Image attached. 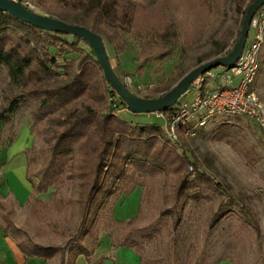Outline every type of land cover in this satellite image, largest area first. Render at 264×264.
<instances>
[{
	"label": "trees",
	"instance_id": "obj_1",
	"mask_svg": "<svg viewBox=\"0 0 264 264\" xmlns=\"http://www.w3.org/2000/svg\"><path fill=\"white\" fill-rule=\"evenodd\" d=\"M197 1L208 11L218 9V0ZM253 1L232 0L241 22ZM36 7L50 17L85 27L100 36L109 61V50L120 47L118 31L130 32L136 28V12L128 0H75L74 3L37 0ZM136 31L139 33L134 37L139 51L138 73L152 61L162 63L172 57L175 34L172 26L156 20ZM239 34L240 31L237 37ZM121 50V54L125 52L124 48ZM229 52L215 56L224 57ZM0 68L5 70L9 84L19 91L10 95L6 105L0 108V124L5 134L0 145L5 148L15 138L13 119L21 109H28L33 120L31 133L45 144V161L35 180L30 171L35 157H29L32 149L27 152L26 178L32 189L28 200L30 215L37 222L48 223L46 219L57 204L56 194L66 180L72 183L76 193L77 221L68 240L60 245L35 243L26 231L13 224L11 213H2L4 206L0 202V231L15 242L23 261L48 262L58 257V264H75L78 257H83L86 264H102V258H94L98 233L102 230L109 232L113 248H129L140 260L144 245L157 240L165 229L171 232L166 264H180L176 241L185 222L186 209L216 195L227 196L221 184L202 171L187 151L177 152L178 144L171 143L158 124H136L114 115L113 105L119 109L125 105L106 83L92 49L81 38L42 31L0 11ZM114 72L122 80V75ZM230 127L222 123L213 131L212 139L230 143L234 137ZM184 131L181 129L180 135ZM158 175H163L169 185L159 215L144 227H138L143 221L142 200L135 220L115 221L112 205L136 188L144 189L148 199L151 189L147 180ZM50 189L53 192L49 202L38 198ZM228 208L222 202L212 214L209 232L226 217ZM243 223L260 235L259 227L248 213Z\"/></svg>",
	"mask_w": 264,
	"mask_h": 264
},
{
	"label": "rangeland",
	"instance_id": "obj_2",
	"mask_svg": "<svg viewBox=\"0 0 264 264\" xmlns=\"http://www.w3.org/2000/svg\"><path fill=\"white\" fill-rule=\"evenodd\" d=\"M20 4L33 7L32 12L50 17L42 8L36 7L37 0H14ZM75 0H71L74 3ZM134 5V20L136 28L130 32L118 31L121 36L120 47L109 50L110 64L116 72L131 80L127 88L138 97L151 96L159 98L170 91L185 75L219 56L231 51L237 41V33L241 30L240 16L235 11L232 0H218V9L208 11L197 0H128ZM47 2L46 5H49ZM53 18V17H51ZM55 19V18H54ZM162 22L174 29V53L164 62L152 61L138 73L139 51L137 38L138 28L147 24ZM110 28V27H109ZM127 29V28H125ZM249 32L246 44L251 40ZM124 48L125 52L121 54ZM200 61H203L199 64ZM218 69V68H217ZM215 69V70H217ZM129 73L128 76H125ZM121 80V81H122ZM238 80H234V85ZM169 90H165L167 85ZM253 88L264 103V46L259 57V71ZM18 89L9 84V79L3 68H0V108L6 105L10 95L17 94ZM193 92L188 91L181 101H189ZM110 103L111 99L108 100ZM112 103V102H111ZM177 105V104H176ZM119 117L136 124L161 122L147 114H131L121 110ZM21 131L23 126H31L33 120L28 109H21L13 119V127ZM222 123H228L234 137L230 143L212 139L213 131ZM35 141L29 157H35L30 166L34 177L44 164L46 153L42 138L34 137ZM177 152L182 149L195 158L202 171L206 172L215 182L221 184L227 196L216 195L209 201L190 204L186 209V218L176 241V250L180 256V264H219L227 261L231 264H264V137L246 118L217 115L207 120L206 125L198 129L194 137L178 135ZM26 171V163H22ZM27 175V174H26ZM19 184L10 180L17 198L24 202L29 196L31 185ZM35 180V179H34ZM151 195L148 199L145 190L136 188L129 195L121 197L112 205V217L118 222L135 220L141 214L143 221L137 226L144 227L156 218L165 206L164 195L169 193V185L163 175L147 180ZM53 189L41 194L40 200L49 202ZM75 188L68 180L56 194V206L53 207L46 221L37 222L30 215L29 205L24 211H15L13 207H4L2 213L9 216L13 224L26 231L30 238L41 245H60L72 234L76 221L77 209L74 204ZM226 204L228 214L209 232L208 223L212 214L221 203ZM5 206V205H4ZM247 213L260 230L258 236L251 227L243 223ZM116 228L112 230L115 233ZM103 233V236L101 235ZM169 230H163L162 235L154 242L144 245V250L138 255L129 248H113L109 232L100 231V244L94 252L97 259H103L102 264H166L165 256L171 237ZM3 240L0 238V247ZM78 257L75 264H86L83 257ZM58 257L48 264H58Z\"/></svg>",
	"mask_w": 264,
	"mask_h": 264
},
{
	"label": "built area",
	"instance_id": "obj_3",
	"mask_svg": "<svg viewBox=\"0 0 264 264\" xmlns=\"http://www.w3.org/2000/svg\"><path fill=\"white\" fill-rule=\"evenodd\" d=\"M24 7L33 11L32 6ZM250 31L251 40L245 44L241 57L234 66H220L205 72L180 97L174 110L148 115L161 122L160 126L171 143L178 141L181 129H185V137H194L196 131L203 128L208 119L217 115L246 118L264 137V103L253 88L264 46V6L252 18ZM235 79L238 80L236 85ZM122 82L128 87L131 80L124 78ZM189 90L193 92L192 99L181 101ZM113 107L114 115H118L121 110L128 111L126 107Z\"/></svg>",
	"mask_w": 264,
	"mask_h": 264
},
{
	"label": "water",
	"instance_id": "obj_4",
	"mask_svg": "<svg viewBox=\"0 0 264 264\" xmlns=\"http://www.w3.org/2000/svg\"><path fill=\"white\" fill-rule=\"evenodd\" d=\"M263 6L264 0H254L247 7L241 23L239 37L231 51L226 56L201 64L185 75L170 91L161 97L146 99L133 94L115 74L100 36L85 27L68 24L57 19L32 12L23 7L19 1L0 0V11L7 13L11 17L23 23L29 24L42 31L74 36L84 40L90 46L96 60L100 64L106 83L114 91L117 98L125 105L126 109L134 115H149L165 111L176 105L180 97L187 92L196 79L205 72L220 66L227 68L234 66L240 59L245 47L251 20L255 13Z\"/></svg>",
	"mask_w": 264,
	"mask_h": 264
},
{
	"label": "crops",
	"instance_id": "obj_5",
	"mask_svg": "<svg viewBox=\"0 0 264 264\" xmlns=\"http://www.w3.org/2000/svg\"><path fill=\"white\" fill-rule=\"evenodd\" d=\"M16 124L17 123L15 122V128L13 127V133L15 134V138L13 139V141L5 148L0 145V202L3 206L5 205L4 207L11 206V208L13 207V209L17 212L24 211L28 206V200L30 198L32 189L30 187V192H28L29 196L24 200V202H22L15 195L14 188L11 186L10 180L14 179L19 184L24 185L25 190L26 188H28L25 182V177L27 174V152L33 148L35 139L33 134L31 133L29 126H23L21 131L19 130L18 133V131H16ZM3 129V124H0V139L2 137V140L5 141V134H3ZM23 162L26 163V171L22 168ZM101 235L103 236V233ZM0 238H2L4 245L0 247V264L49 263L40 260H29L25 263L19 250L16 247L15 242L10 237L3 234L1 231ZM94 258L97 259V257L95 256ZM219 264L231 263L222 261Z\"/></svg>",
	"mask_w": 264,
	"mask_h": 264
}]
</instances>
